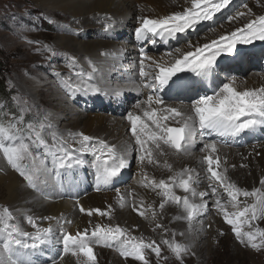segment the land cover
I'll use <instances>...</instances> for the list:
<instances>
[{
	"label": "snow or ice",
	"instance_id": "6c2138e0",
	"mask_svg": "<svg viewBox=\"0 0 264 264\" xmlns=\"http://www.w3.org/2000/svg\"><path fill=\"white\" fill-rule=\"evenodd\" d=\"M190 2V7L168 15L137 17L138 26L134 29L137 43L148 42L155 46L163 42L168 45L174 40L179 44L182 38H188L190 32H198L204 22H212L207 25V31H215L218 14L228 9L233 0ZM243 7L247 12L237 11L235 15H228L227 20L232 22L245 16H254L253 19L203 44L193 45L189 40L190 51L172 46L165 53L169 59L157 60L141 47L138 79L129 75L124 83L113 85L104 79L97 62L90 58H85L87 69L80 67L78 71H70L68 76L53 68L65 100H75L77 96H103L116 98V102H120L125 92L147 90L146 98L137 100L133 110L124 117L130 141L110 143L82 131H61L56 113L15 98L20 105L18 117H13L7 123L0 122V157L22 178L26 188L38 198L49 200L52 195L50 189L63 192L78 186V177L82 175L80 170L89 167L94 173V190L115 189L116 204L120 208L127 207L129 198H132V211L145 220L155 222L153 230H161V239L157 243L154 239H145L143 235L133 236L129 229L118 224L93 225L91 221L89 228L77 229L73 234L68 228L74 221L63 214L59 217H36L29 214L30 210L3 206L0 207V264H59L68 255L75 258L76 264H97L96 246L111 248L125 260L151 264L148 253L154 254L159 261L162 258L161 245L167 247L179 264H184L185 256L195 253L189 244L176 239V229H170L159 219L167 206L174 205L178 212L172 221L186 223L187 234L190 235L194 222L208 210L204 199L208 191H198L202 179L207 180V188L214 197V208L224 223L230 226L236 242L256 252L264 251V228L257 226L258 221L264 220V176L259 181L260 187H253L250 191L242 188L229 177L228 159L220 154L221 145L239 143L248 135H264V86L241 90L237 86L238 77L231 75L225 76V82L213 88L211 95H200L195 91L197 83L212 80L221 56L242 61L244 50L241 46L264 43V14H254L247 3ZM116 23L114 17L106 15L104 32L111 33ZM63 27L77 36L83 31H73L68 25ZM43 50L50 57L63 55L70 70L80 65L74 55L58 53L49 45H44ZM124 54L123 47L100 53L114 62L123 59ZM115 68L116 64L113 63L109 71ZM185 73L198 79L181 75ZM181 93L185 94L189 103L176 106L168 102L169 99L179 98ZM33 110L37 118L26 121L25 114ZM212 135L220 139H206ZM198 142L202 144L199 152L204 153L199 158L204 177L190 167L174 171L167 160L161 164L158 159V156L169 155L167 150L177 156H191ZM251 147L254 151L257 147H264V143H253ZM248 155L251 156L252 152ZM86 156L92 159L89 161ZM133 158L141 169L138 185L160 197L159 211L155 203H146L143 198L137 203L134 191L122 193L120 188L115 187ZM247 159V156H242V160ZM146 164L163 167L173 174L167 179L157 180L144 171ZM231 167L235 168L236 165ZM240 167L247 168L248 164L241 163ZM177 189L183 195L177 194ZM223 196L227 197L226 201ZM75 207L88 217L96 215L109 220L115 211L113 205H108L105 210L86 209L79 199H76ZM22 211L24 222L33 229L31 232L26 231L21 223L18 213ZM53 220L55 226L51 223L41 226L38 222ZM169 232L171 238H165ZM179 235L185 236L186 233L179 232ZM55 244L62 245L58 257L51 254Z\"/></svg>",
	"mask_w": 264,
	"mask_h": 264
},
{
	"label": "bare ground",
	"instance_id": "6f19581e",
	"mask_svg": "<svg viewBox=\"0 0 264 264\" xmlns=\"http://www.w3.org/2000/svg\"><path fill=\"white\" fill-rule=\"evenodd\" d=\"M33 3L35 6L45 10L47 12L46 14L48 15H51L54 12H60V14L63 13L66 16L68 15V17L70 16L72 19L70 24L77 26L79 29H83V31L79 33L80 40L73 36L68 37L65 35H57L54 41V48L57 52H68V54L71 53L72 55L76 56L80 62V65L77 67L78 70H80V67L87 69V61L85 58H90L91 60L97 62L98 66L102 70L104 79L111 82L113 85H116L117 83H124L129 75H133L136 79H138L139 56L136 57L135 55L131 54L130 51H126V49L129 50L131 46L119 44L118 42L116 43L108 39H106L107 41L99 40L97 35L92 36L94 40L86 41L87 39L84 38L83 35L88 34H86L85 31H90L92 27L98 23H104V17L106 15H111L116 19L117 23L113 29H123L124 26L129 25V27H131L133 24H135L137 27V17L164 16L176 11H182L185 7L191 6L190 0H33ZM250 9L256 15L264 14V8L263 10H258L259 8L257 7H251ZM0 10H2L1 5ZM8 15H12V13H8ZM253 18L254 16H245L242 19L240 18L238 21H236V23L232 25H224L222 30H217L215 33L198 37L196 40H192L191 43L195 45L197 43L203 44L209 42L211 39L218 38L220 35H224L238 27H241L249 19ZM122 47L125 48V54L121 60L114 62L111 58H105L100 55L102 51L120 49ZM180 48L183 51L192 50L188 47V44L185 46L183 45ZM159 58H157V60H161L162 58L169 59L168 57L162 55ZM113 63L116 64V68L113 71H109ZM121 65H123V67H121ZM197 79L198 78L194 76L193 80ZM208 82L211 83L210 89L212 92L209 93L208 90H201L200 95L213 94V88L216 87L214 85L215 75L213 76L212 80ZM25 83L29 85L28 88L32 92L33 98L39 101L40 95H43L45 91L44 87L47 84L40 82L37 78H30ZM199 84L200 82L195 85V91H198V88L200 89L198 86ZM237 86L241 90L246 88L254 89L264 86V80L260 76L250 75L246 79L241 80L240 78V80H237ZM53 92V95H51L52 99L49 102L47 101L49 106H53L48 110L58 115V124L61 131L66 129L82 131L86 135L101 137L108 140L110 143L117 144L131 140L130 133L127 131V121L122 118L123 116L121 115V111H117V116H111L109 114L108 116L104 112L84 113V111L80 110V108L78 109L76 107H72L69 104L70 101L65 100L62 93H59V91L56 89H54ZM130 92L135 93L139 98L138 100L145 99L147 95V90H141L140 92ZM101 97L104 98L107 103H110L111 100H116V98ZM169 103L180 106V104H177L176 102ZM41 107V109L47 110L44 104ZM206 139L218 140L220 138L212 135L206 137ZM259 143L264 142H258V144ZM251 145L252 144L243 146V148H238L237 145L220 146L221 156H226L228 159L229 177L240 187L246 188L249 191L252 190L253 187H260L259 181L261 177L264 176V147H257L253 151ZM200 147H202V144L198 142L196 148L193 150V155L191 156H177L172 154L170 150H167L169 151V155L158 156V159L160 160L161 164L167 160L170 164H172L174 171H178L184 167H190L199 171L201 177H204L205 174L203 172L202 165L199 163V158L202 157L204 153L199 152ZM249 152H252L251 156L248 155ZM134 155L135 154H133V156ZM242 156H247L248 159L242 160ZM132 163H134L132 168V180L129 187L122 186L124 187L122 188L120 186L122 193H126L129 190L134 191L136 193L135 200L137 203L141 198H143L146 203H155L157 205V210L159 211L158 204L160 197L156 195L155 192L142 188L138 185L141 169L134 158L131 160L130 165ZM241 163L248 164V167L241 168ZM231 165H236V167L232 168ZM144 171L147 172L149 177H154L157 180L167 179L173 174L163 167H156L155 165L147 164L144 167ZM79 180L80 183L78 186L70 188L68 191L61 192L58 189H50L49 191L52 192L51 198L49 200H43L42 198H38L36 194L32 192V190L26 188L22 178L17 173L12 171L7 166L6 162L0 157V185L3 187L6 193L5 199L0 201L3 206H9L12 209L20 208L21 210H30L29 214L35 215L36 217H59L63 214L68 219L74 221V223L68 228V230L73 234L77 229L83 230L85 228H89V222L91 221L93 225L95 223L109 225L118 224L121 227L129 229L131 235L133 236L139 237L143 235L145 239H154L157 242L159 239H161V237L156 238L157 235L161 236V230H153L155 227V222H152L151 220H145L144 218L137 215L136 212L132 211V198H129V205L127 207L120 208L116 204V192L113 190L101 192L94 190L93 195H88V193L85 195L86 193L84 189L81 191L85 185L83 184L84 180L83 178H80ZM176 191L177 194L183 195L179 189ZM198 191H208V196L204 198L206 204L208 205V210L206 213L201 214L194 222L193 231L190 235L187 234L186 223L183 221H172V217L178 212L174 205L167 206L165 212L161 214L159 219L160 223L167 225L170 229H176L178 232L176 239L182 243L189 244L192 248V252H194L195 255L200 254V249L202 246L203 248H210L209 244H205L206 241L211 242L213 236H218L221 231L226 232L229 230V225L224 223L222 216L218 214L214 208V197H212L211 190L207 188L206 179H202V182L198 186ZM220 191L221 193L223 192L222 189ZM69 193H75V195H69ZM76 199H79L80 203L86 209L99 208L105 210L108 205H113L115 208L113 218L109 220L106 217H99L96 215L93 217H88L87 215L81 214L79 209L75 207ZM223 199L226 201L227 197L223 196ZM197 200H199V198H197ZM229 210L231 211L232 209ZM18 216L21 220V223H23V211L18 213ZM38 222L41 224V226H48L49 223L55 226L54 220L51 222ZM263 225L264 220L257 222V226L262 228ZM30 231H33V229ZM179 232H185L186 235L180 236ZM58 234L59 233L57 232V235ZM165 238L170 239L171 232H169ZM115 254L117 257L120 256L118 252ZM150 257L151 255L148 254L149 259H151ZM121 259L120 261H124L126 264H133L132 259L125 260L122 257ZM113 263L119 264L115 261H113ZM59 264H76V261L74 257L68 255L65 256L64 259L59 262Z\"/></svg>",
	"mask_w": 264,
	"mask_h": 264
},
{
	"label": "rangeland",
	"instance_id": "374dc122",
	"mask_svg": "<svg viewBox=\"0 0 264 264\" xmlns=\"http://www.w3.org/2000/svg\"><path fill=\"white\" fill-rule=\"evenodd\" d=\"M245 3H247L248 8L257 7L259 8L258 10H263L264 8L261 6L264 5V0H233V3L228 9L222 10V13L218 14L215 23V31L222 30L224 25L236 23L238 20L229 22L226 17L228 15H235L237 11L247 12V9L243 7ZM0 5L2 6V10H0V82L4 86L9 97L8 104L6 102H0V122L7 123L10 119L18 117L19 115L20 105L17 103L16 97H19L21 102L27 100L29 104L39 105L40 108H42L41 106L44 104L47 110L51 109L53 105L49 106L48 102L52 99L51 95H53L54 89L62 93L58 88V81L53 74V68L64 76L70 75V71H78V68L70 70L66 66L63 55L50 57V54L43 50V46L49 45L54 48V41L57 35L73 36L78 40H80V37L63 27L65 25H71L70 28L73 31L79 30L77 26L70 24L72 21L70 16L68 17V15L66 16L63 13L60 14V12H54L48 15L45 10L35 6L33 0H0ZM8 13H12V15H8ZM242 18L244 17H241V19ZM101 23L93 26L90 31H85L86 34H88L83 35V37L87 39L86 41L94 40L92 36L97 35L99 40L107 41L106 39H108L116 43L118 42L119 44H126V46L129 45L132 48H129V50L126 49V51H130L131 54L136 57L139 56L140 48L143 47L148 55L155 59L159 58L161 55L165 56V53L168 52L172 46H185L189 43V40L191 42L198 37L215 33V31H207V25L212 22H204V25L200 26L198 32H190L188 38H182L179 44L173 40L170 41L168 45L163 42H158L154 46L148 42H144L143 44L137 43L134 32L136 27L135 24L131 25V27H129V25L124 26L123 29L115 28L111 30V33H105L103 23ZM30 41L32 43H29ZM241 47L244 50V59L242 61L233 60L228 56H221L219 58V68L216 70L215 74V86L225 82V76L231 75H236L238 80H240V78L241 80L246 79L250 75L260 76L264 80V43L256 42L254 45ZM181 75L190 77L192 80L194 79V76L190 73ZM30 78H37L40 82L47 84L44 87L45 91L43 90V95H40L39 101L33 98V94L28 88L29 85L25 83ZM198 86L200 89L198 88L196 92L199 94L201 90H208L209 93L212 92L210 89L211 83L208 81L200 82ZM188 95H191V93H188ZM138 99L135 93L125 92L124 99L120 102L111 100L110 103H107L101 96H77L75 100H69V104L72 107L80 108L84 113L104 112L107 115L117 116V111H121L122 118H124L128 111H132L133 104ZM168 102H176L180 105L182 103H189L185 95H180L179 98L169 99ZM36 118L37 113L35 110L25 114L26 121H31ZM258 142H264V135L260 133L255 134V136L248 135L245 137V140L239 143L229 142V145H237L238 148H243V146ZM85 158L89 161L92 159L91 156H86ZM134 163L123 171L122 178H120L119 182L115 185L116 188L120 186L129 187L132 180V168ZM80 172L82 175L79 176L78 179L83 178V184H85L81 191L84 189L85 195H87V193L88 195H93V170L89 167H85L81 169ZM112 190L115 192V189ZM69 195H75V193H69ZM5 197L6 193L0 185V201L4 200ZM0 207H3L2 203H0ZM22 224L26 231L31 232L30 230L32 228L27 223L23 222ZM262 228H264V225ZM221 232L223 234H221ZM221 232L218 236H213L211 242H205V244L210 245V248H203L202 246L203 249H200L199 255H192L190 253L185 256L184 264H264V251L256 252L238 244L232 234L230 226L228 231ZM159 237L161 236H156V238ZM159 241L157 243H159ZM161 248L162 258L159 261H157L154 254L148 253L151 255V259H149L151 264H179L166 246L161 245ZM53 249H51V254L57 255L58 257L62 252V245L55 244ZM94 250H96L97 264H114L113 261L119 264H126L124 261H120L121 257H117L115 254L116 251L111 248L96 246ZM163 257H167V259ZM41 258L47 259L46 257ZM133 264H139V262L133 260Z\"/></svg>",
	"mask_w": 264,
	"mask_h": 264
},
{
	"label": "trees",
	"instance_id": "16d2710c",
	"mask_svg": "<svg viewBox=\"0 0 264 264\" xmlns=\"http://www.w3.org/2000/svg\"><path fill=\"white\" fill-rule=\"evenodd\" d=\"M0 102H3V103L6 102L7 104L9 102L7 91L5 90L1 82H0Z\"/></svg>",
	"mask_w": 264,
	"mask_h": 264
}]
</instances>
